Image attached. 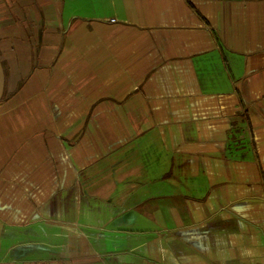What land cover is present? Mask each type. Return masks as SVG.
<instances>
[{
	"label": "crops",
	"instance_id": "obj_1",
	"mask_svg": "<svg viewBox=\"0 0 264 264\" xmlns=\"http://www.w3.org/2000/svg\"><path fill=\"white\" fill-rule=\"evenodd\" d=\"M0 264H264V0H0Z\"/></svg>",
	"mask_w": 264,
	"mask_h": 264
},
{
	"label": "rangeland",
	"instance_id": "obj_2",
	"mask_svg": "<svg viewBox=\"0 0 264 264\" xmlns=\"http://www.w3.org/2000/svg\"><path fill=\"white\" fill-rule=\"evenodd\" d=\"M4 65L6 69V78H5V96L3 100H7L9 99V97L14 95V92H10V89H9V82H11L13 78L10 77V70L7 69L6 62H4Z\"/></svg>",
	"mask_w": 264,
	"mask_h": 264
},
{
	"label": "water",
	"instance_id": "obj_3",
	"mask_svg": "<svg viewBox=\"0 0 264 264\" xmlns=\"http://www.w3.org/2000/svg\"><path fill=\"white\" fill-rule=\"evenodd\" d=\"M4 92H5V74H4L2 62L0 60V103L3 99Z\"/></svg>",
	"mask_w": 264,
	"mask_h": 264
},
{
	"label": "trees",
	"instance_id": "obj_4",
	"mask_svg": "<svg viewBox=\"0 0 264 264\" xmlns=\"http://www.w3.org/2000/svg\"><path fill=\"white\" fill-rule=\"evenodd\" d=\"M2 66H3V70H4V74H5V78H6V69H5V65H4V63H2ZM4 96H5V92H4V95H3V99H4ZM3 99H2V101H3Z\"/></svg>",
	"mask_w": 264,
	"mask_h": 264
}]
</instances>
